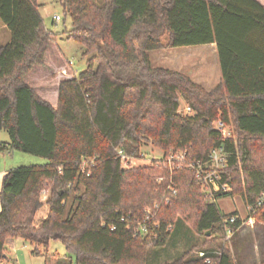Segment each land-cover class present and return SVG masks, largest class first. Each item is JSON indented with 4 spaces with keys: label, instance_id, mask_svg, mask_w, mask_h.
Returning <instances> with one entry per match:
<instances>
[{
    "label": "trees",
    "instance_id": "1",
    "mask_svg": "<svg viewBox=\"0 0 264 264\" xmlns=\"http://www.w3.org/2000/svg\"><path fill=\"white\" fill-rule=\"evenodd\" d=\"M38 1L0 0V20L11 34L0 47V134L8 132L11 142L0 145V154L47 160L3 178L0 264L9 239L29 243L37 256L51 241L62 242L69 256L57 264H148L149 249L166 247L187 224L205 238L202 247L219 254L204 251L206 263L193 257L196 245L166 264H237L228 231L235 236L243 222L217 201L241 196L253 207L264 194V0H60L71 21L67 39L88 60L85 71L60 84L56 108L25 82L44 64L54 35ZM164 35L170 49L215 45L221 84L206 92L178 72L155 68L150 52L164 49ZM181 99L193 114L179 113ZM218 119L232 139L215 130ZM146 144L161 149L164 160L124 169L118 151L141 159ZM216 148L227 153L222 183L231 192L215 197L195 171L172 170L166 160L185 153L206 163ZM84 160L94 167L83 173ZM158 203L159 227L151 234L121 222L142 220ZM253 217L264 225V209Z\"/></svg>",
    "mask_w": 264,
    "mask_h": 264
},
{
    "label": "rangeland",
    "instance_id": "2",
    "mask_svg": "<svg viewBox=\"0 0 264 264\" xmlns=\"http://www.w3.org/2000/svg\"><path fill=\"white\" fill-rule=\"evenodd\" d=\"M94 1L97 4H102L105 0ZM38 2L45 26L54 35L45 56L44 64L34 68L25 78V82L36 91L39 97H44L48 101H56L58 84H61L65 80L73 79L85 71L88 59L83 57L85 49L80 44L67 39L68 32L71 29V21L65 16L60 0H39ZM57 16L61 18L59 22L55 21ZM10 41V31L0 20V47L7 45ZM162 42L165 46L164 49L150 52V58L155 68L178 72L201 86L206 92H212L221 84V69L215 45L170 49L167 48V35L162 37ZM188 108L184 100L181 99L179 113L187 115L186 110ZM231 131L234 134L232 129ZM10 142L9 133L3 131L0 134V145L8 146ZM142 154L141 159L131 158L129 163L123 166V168L134 170L150 166L154 161L164 160V152L152 144L144 145L142 147ZM182 156L185 159L181 162L178 158ZM172 157L176 158V161H173ZM166 160L172 170L188 168L193 163L191 159L185 156V153H172ZM169 160H172V162L170 163ZM46 163L47 160L43 158L18 151L0 154V191L3 178L10 170L23 166L45 165ZM159 179H163L164 181V178H158V183ZM48 192L46 190L42 195V202H45L47 199ZM158 204L162 208V203ZM217 204L223 213L231 214L237 212L243 220H248L249 209L241 196L220 199L217 201ZM146 210H154V207L151 209L147 208ZM154 211L158 212L157 210ZM263 227V224L255 220L254 224L247 228L253 234H256L261 229H264ZM204 242L205 238L194 234L190 224L184 225L181 230L177 229L173 239L166 247L149 249L148 264L171 263L191 249L192 246L196 245L201 248L194 253V258H198L201 253H205L204 251L211 253L217 251V247L208 245L202 247ZM33 251L34 247L32 245L20 239L16 240L12 246L6 243L7 258H4L1 264H57L58 258L69 256L65 245L60 241H51L48 249L44 250L40 256L33 255ZM260 261L264 264V256H262Z\"/></svg>",
    "mask_w": 264,
    "mask_h": 264
},
{
    "label": "built area",
    "instance_id": "3",
    "mask_svg": "<svg viewBox=\"0 0 264 264\" xmlns=\"http://www.w3.org/2000/svg\"><path fill=\"white\" fill-rule=\"evenodd\" d=\"M61 20L60 17H56L55 21L59 22ZM187 114H192V110L188 108L186 110ZM214 128L216 131H218L223 139H232L234 137V134L232 133L230 127L222 120L218 119L214 122ZM118 156L121 159L122 167L129 163L131 160V157L126 155L124 151L119 150ZM173 161H176L174 157L171 158ZM185 159L184 156L178 158L179 161H183ZM172 160H169L171 163ZM180 162V163H181ZM91 165L94 167L93 160H84L82 164V172H86V169ZM228 167V156L224 148H216L212 150L209 160L206 163H200V162H193L188 166L190 170L195 171L196 173V179L203 188V190L211 197H215L216 193H229L231 192L230 186L224 185L222 183V174ZM163 179H159V183H162ZM168 190H170L174 195L177 194L176 190L174 189L173 185H170L168 187ZM166 203H169V200L166 201ZM160 204H155L154 210H159L161 207ZM249 209V217L247 222L250 225L254 224V217L259 210L264 209V194L261 196V198L258 200L256 206L248 207ZM154 210H147L146 217L142 220L133 219L131 217H122L121 222L125 223L127 225V229H134L136 234L138 235H149L153 232L154 228H158L159 224L154 223V218L156 215V211ZM237 221V217H232L229 222L231 224L235 223ZM115 228L112 227V230ZM171 229V228H169ZM232 237L231 231H228V239L230 240ZM200 258L206 259V263H210V258H207L206 253H201Z\"/></svg>",
    "mask_w": 264,
    "mask_h": 264
},
{
    "label": "crops",
    "instance_id": "4",
    "mask_svg": "<svg viewBox=\"0 0 264 264\" xmlns=\"http://www.w3.org/2000/svg\"><path fill=\"white\" fill-rule=\"evenodd\" d=\"M36 68V67H35ZM60 84L57 86L56 92V101H48L44 97H40L46 102L50 103L53 107L58 105V90ZM238 217L242 220V226L235 236L231 237V249L233 255L236 259L237 264H262L260 261L262 256H264V229H261L259 233L251 232L247 227H250V224L247 220L238 214ZM248 219V218H247ZM264 228V227H263ZM16 240L9 239L7 244L12 246ZM216 255L218 252H214Z\"/></svg>",
    "mask_w": 264,
    "mask_h": 264
},
{
    "label": "water",
    "instance_id": "5",
    "mask_svg": "<svg viewBox=\"0 0 264 264\" xmlns=\"http://www.w3.org/2000/svg\"><path fill=\"white\" fill-rule=\"evenodd\" d=\"M207 236H210V232L207 233Z\"/></svg>",
    "mask_w": 264,
    "mask_h": 264
}]
</instances>
